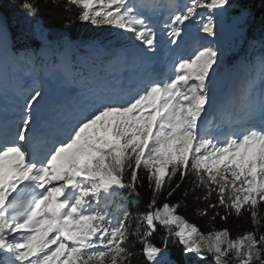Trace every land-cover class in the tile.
Returning a JSON list of instances; mask_svg holds the SVG:
<instances>
[{
  "label": "snow or ice",
  "instance_id": "1",
  "mask_svg": "<svg viewBox=\"0 0 264 264\" xmlns=\"http://www.w3.org/2000/svg\"><path fill=\"white\" fill-rule=\"evenodd\" d=\"M47 5L75 8L78 21L130 34L134 48L153 55L158 30L178 47L193 25L212 40L175 55L163 73L140 74L127 88H89L85 103L66 110L56 130L39 121L43 85L34 80L19 90L18 118L0 131V264H133L141 256L144 264H177L170 252L177 247L200 264H264V42L237 90L219 106L215 100L223 56L215 43L217 18L228 16L232 0ZM18 7L35 21L26 35L39 44L18 48L0 15V76L10 62H23L46 74L47 66L59 69L72 83L78 73L67 53L75 42L53 36L37 19L40 0H20ZM234 20L243 34L246 10ZM146 62L133 54L134 64ZM189 177L184 195L199 190L194 198L203 204L196 215L214 224L247 213L251 227L235 237L226 227L203 232L179 214L180 204L167 201ZM145 180L151 197L146 210L134 213L130 205ZM158 227L160 245L150 239Z\"/></svg>",
  "mask_w": 264,
  "mask_h": 264
},
{
  "label": "trees",
  "instance_id": "2",
  "mask_svg": "<svg viewBox=\"0 0 264 264\" xmlns=\"http://www.w3.org/2000/svg\"><path fill=\"white\" fill-rule=\"evenodd\" d=\"M19 3L20 0H16L15 5H13L12 0H0V15L8 18L11 38L18 48L23 45L37 47L39 41L32 38L30 35H26L29 33L31 24L35 23V21L29 20L24 16L18 7ZM232 4L233 8L229 10L227 19L237 16L241 9L247 12V23L243 26L245 38L240 45L244 47L252 40L262 41V39H264V0H232ZM76 12L77 9L75 8H73L71 12L54 9L47 5V0H40V14L37 19L52 31L53 36L67 34L75 42V57L100 48H127L128 42L121 37V30L113 29L108 26L96 27L89 23L80 22L76 19ZM92 40L97 42L95 46H89V42ZM222 63L231 64L232 60L230 58H225L222 60ZM178 180L179 177L177 176L173 181V186H175ZM190 181L191 177L186 179L181 184V187L177 189L167 201L170 204L179 203V214L183 215L189 222L196 224L203 232L210 231L213 226L216 228L226 227L230 230L233 237L242 234L244 230L251 227L250 218L247 213H244L240 218L234 215L229 216L227 222L217 218L214 224L210 222L208 217L196 215L195 209L197 207H203V204L194 198L195 195L199 194V190L196 193L189 191L187 196L184 195L185 191L191 187ZM139 191L141 195L137 203H132L130 205L134 213L146 210L151 197V192L147 186L146 180ZM164 195H167V189ZM214 199L215 197H213V200ZM159 202H164V196L160 197ZM261 211L264 213V207H262ZM163 235L164 230L158 227L157 231L150 239L153 243L160 245ZM140 247L141 245L137 244L134 250H139ZM170 252L177 264L197 263L196 259L193 260L188 256H184L179 247L170 248ZM133 264H144L143 257L141 256L139 260H134Z\"/></svg>",
  "mask_w": 264,
  "mask_h": 264
},
{
  "label": "rangeland",
  "instance_id": "3",
  "mask_svg": "<svg viewBox=\"0 0 264 264\" xmlns=\"http://www.w3.org/2000/svg\"><path fill=\"white\" fill-rule=\"evenodd\" d=\"M225 20V18H217V30H219L220 29V26H221V23L223 22ZM124 36L126 37H129L130 36V34H125L124 33ZM217 37V36H216ZM19 44H21V43H19ZM252 45L255 47V46H257L258 45V43L257 42H252ZM222 45H219V47H221ZM224 54V53H223ZM67 56H68V58L70 59V51L67 53ZM11 63V65H12V67H11V69H9V75L5 78V79H7V80H13V78H15L16 76L18 77V75H15L14 77H13V73L17 70V71H23V69L24 70H26L27 69V67L29 66L28 64H26V63H18V64H14V63H12V62H10ZM9 63V64H10ZM9 64H8V66L7 67H9ZM242 64V62L240 61L239 63H237L235 66H239V65H241ZM234 66V67H235ZM31 68V67H30ZM227 71L228 70H230V69H226ZM225 71V69H222L221 70V72H224ZM3 74H5V76H6V74H8L7 73V71H5V72H3ZM188 257H190L191 259H196L197 260V258L194 256V255H189ZM197 264H200V262L197 260Z\"/></svg>",
  "mask_w": 264,
  "mask_h": 264
}]
</instances>
